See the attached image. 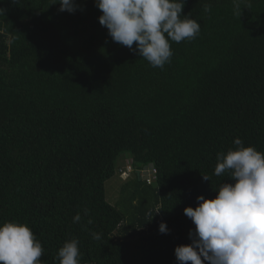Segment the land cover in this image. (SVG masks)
Masks as SVG:
<instances>
[{
	"label": "trees",
	"instance_id": "trees-1",
	"mask_svg": "<svg viewBox=\"0 0 264 264\" xmlns=\"http://www.w3.org/2000/svg\"><path fill=\"white\" fill-rule=\"evenodd\" d=\"M54 2L0 0V224L26 223L44 264L73 237L79 264H179L184 209L236 182L217 154L264 152V0H184L201 30L162 69L112 40L95 0Z\"/></svg>",
	"mask_w": 264,
	"mask_h": 264
},
{
	"label": "clouds",
	"instance_id": "clouds-1",
	"mask_svg": "<svg viewBox=\"0 0 264 264\" xmlns=\"http://www.w3.org/2000/svg\"><path fill=\"white\" fill-rule=\"evenodd\" d=\"M52 4L60 5L59 12L83 10L76 0ZM95 6L102 12L99 23L108 29L112 40L127 46L154 68L162 69L170 62V41H191L201 30L191 14L181 15L184 0H95ZM236 7L239 9L238 2ZM234 144L235 149L217 154L214 174L220 176L227 171L236 182L222 183L214 199L200 195L195 208L184 209L195 229L189 231L191 244L175 248L179 264H264V152L245 147L240 138ZM203 179L210 177L203 175ZM81 219L77 213L73 223ZM159 231L170 232L166 222L160 223ZM92 237L99 240L101 234L92 232ZM43 252L41 242L26 223L0 224V264H44ZM80 256L75 237L66 240L57 254L59 264H79Z\"/></svg>",
	"mask_w": 264,
	"mask_h": 264
},
{
	"label": "rangeland",
	"instance_id": "rangeland-1",
	"mask_svg": "<svg viewBox=\"0 0 264 264\" xmlns=\"http://www.w3.org/2000/svg\"><path fill=\"white\" fill-rule=\"evenodd\" d=\"M124 179H125V176L123 177H120L119 178V182H124ZM112 189H113V181L110 180L108 183H107V198L109 201H111L110 197H111V194L113 196H116L117 195V192H118V189H116L115 191L112 192ZM116 200V199H115Z\"/></svg>",
	"mask_w": 264,
	"mask_h": 264
}]
</instances>
